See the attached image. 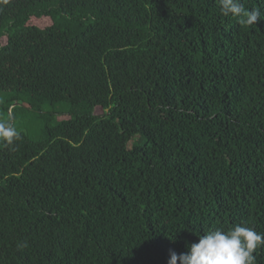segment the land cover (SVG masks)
<instances>
[{
	"label": "trees",
	"instance_id": "16d2710c",
	"mask_svg": "<svg viewBox=\"0 0 264 264\" xmlns=\"http://www.w3.org/2000/svg\"><path fill=\"white\" fill-rule=\"evenodd\" d=\"M242 3L256 25L219 0H0L21 134L0 141V264H167L211 229L264 233V0Z\"/></svg>",
	"mask_w": 264,
	"mask_h": 264
},
{
	"label": "clouds",
	"instance_id": "9594fccd",
	"mask_svg": "<svg viewBox=\"0 0 264 264\" xmlns=\"http://www.w3.org/2000/svg\"><path fill=\"white\" fill-rule=\"evenodd\" d=\"M223 16L235 18L242 26L256 25L261 19L260 9H246L242 0H219ZM21 139L20 132L8 122H0V141L12 146ZM264 246V233L242 224L224 230L215 228L198 235V242L191 243L188 250L172 252L167 264H257L254 255Z\"/></svg>",
	"mask_w": 264,
	"mask_h": 264
},
{
	"label": "rangeland",
	"instance_id": "374dc122",
	"mask_svg": "<svg viewBox=\"0 0 264 264\" xmlns=\"http://www.w3.org/2000/svg\"><path fill=\"white\" fill-rule=\"evenodd\" d=\"M58 108H55L56 111H59L60 108L59 109ZM46 111H53V109L52 108L51 109H47ZM7 119H8L7 115L0 114V122H7ZM34 120L35 119H34V114L33 113H30V112L29 113L18 112L15 121H16L17 125L19 124L18 127L26 126L28 128V130H29L35 125ZM28 130H24V131L27 132Z\"/></svg>",
	"mask_w": 264,
	"mask_h": 264
}]
</instances>
